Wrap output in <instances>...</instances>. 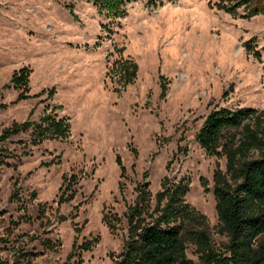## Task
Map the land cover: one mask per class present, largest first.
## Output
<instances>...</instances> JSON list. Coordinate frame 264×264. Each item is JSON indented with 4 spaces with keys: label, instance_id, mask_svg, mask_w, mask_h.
Here are the masks:
<instances>
[{
    "label": "rangeland",
    "instance_id": "rangeland-1",
    "mask_svg": "<svg viewBox=\"0 0 264 264\" xmlns=\"http://www.w3.org/2000/svg\"><path fill=\"white\" fill-rule=\"evenodd\" d=\"M218 2L130 0L113 19L87 0H0V136L53 108L69 124L63 140L34 143L28 131L2 144V260L24 249L30 264H114L137 185L154 199L166 179L188 180L185 203L206 218L216 248L226 241L213 195L225 159L195 135L213 110L264 111V15ZM120 61L136 66L130 83ZM23 67L30 97L17 101L20 90L3 87ZM186 256L201 264L190 243Z\"/></svg>",
    "mask_w": 264,
    "mask_h": 264
},
{
    "label": "trees",
    "instance_id": "trees-1",
    "mask_svg": "<svg viewBox=\"0 0 264 264\" xmlns=\"http://www.w3.org/2000/svg\"><path fill=\"white\" fill-rule=\"evenodd\" d=\"M87 1L98 13L116 19L124 16L123 8L130 0ZM216 5L231 14L242 7L245 17L264 15V0H219ZM114 63L120 67L123 84L130 83L136 66L123 61ZM29 73L27 68H20L3 87L20 90L17 101L30 97ZM165 90L161 87V96ZM3 108L5 105L1 104L0 109ZM53 109L45 111L38 122L14 123L2 132L0 164L7 154L2 144L21 132L30 131L34 143L67 137L69 124L52 114ZM195 139L207 154L225 159V171L218 166L214 169L213 195L217 233L226 241L216 248L206 218L185 203L188 180L181 178L174 183L166 179L154 199L148 185L142 183L137 185L134 204L124 214L127 238L114 264H194L186 256L188 243L196 248L201 264H264V111L250 107L213 110L205 117ZM115 162L122 175L124 168L119 158ZM103 221H107L105 217ZM105 224L111 228L108 221ZM91 246L85 242L79 249L89 251ZM31 255L17 249L11 260L0 258V264H30Z\"/></svg>",
    "mask_w": 264,
    "mask_h": 264
}]
</instances>
